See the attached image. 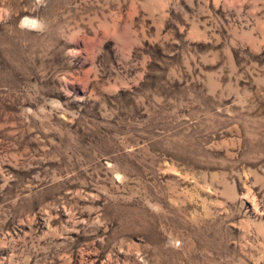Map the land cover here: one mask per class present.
Masks as SVG:
<instances>
[{"label":"rangeland","instance_id":"1","mask_svg":"<svg viewBox=\"0 0 264 264\" xmlns=\"http://www.w3.org/2000/svg\"><path fill=\"white\" fill-rule=\"evenodd\" d=\"M0 264H264V0H0Z\"/></svg>","mask_w":264,"mask_h":264}]
</instances>
